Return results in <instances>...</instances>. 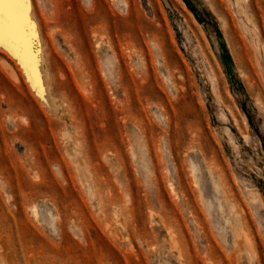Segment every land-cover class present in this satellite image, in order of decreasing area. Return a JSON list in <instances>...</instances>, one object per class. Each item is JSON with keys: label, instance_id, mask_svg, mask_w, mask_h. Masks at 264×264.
Masks as SVG:
<instances>
[{"label": "rangeland", "instance_id": "374dc122", "mask_svg": "<svg viewBox=\"0 0 264 264\" xmlns=\"http://www.w3.org/2000/svg\"><path fill=\"white\" fill-rule=\"evenodd\" d=\"M18 18L0 264H264V0H22Z\"/></svg>", "mask_w": 264, "mask_h": 264}, {"label": "bare ground", "instance_id": "6f19581e", "mask_svg": "<svg viewBox=\"0 0 264 264\" xmlns=\"http://www.w3.org/2000/svg\"><path fill=\"white\" fill-rule=\"evenodd\" d=\"M21 6L22 0H0V40L16 53L19 52L24 61L23 53L31 47L25 45L27 35L21 18H18ZM21 46H24L23 49H20Z\"/></svg>", "mask_w": 264, "mask_h": 264}, {"label": "trees", "instance_id": "16d2710c", "mask_svg": "<svg viewBox=\"0 0 264 264\" xmlns=\"http://www.w3.org/2000/svg\"><path fill=\"white\" fill-rule=\"evenodd\" d=\"M194 11H195V14H196V16L200 22H203L204 24L210 26L211 28L216 29V26L214 25L213 20L211 18H209V16H207L204 13L198 12L197 10H194ZM223 51L225 52V54L223 55L222 59H223V64H224L226 73L228 74L230 82H231L232 86L234 87V89L241 93V89L238 87L240 85V82H238V80H236V76H235V74L232 70V67H231L232 59H231V57L228 53V50L226 48H224ZM242 105H243V107H245L244 103Z\"/></svg>", "mask_w": 264, "mask_h": 264}]
</instances>
